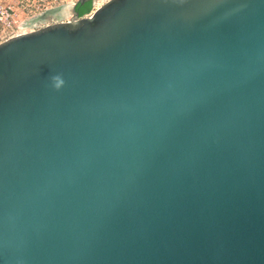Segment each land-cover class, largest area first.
Segmentation results:
<instances>
[{
    "label": "water",
    "instance_id": "obj_1",
    "mask_svg": "<svg viewBox=\"0 0 264 264\" xmlns=\"http://www.w3.org/2000/svg\"><path fill=\"white\" fill-rule=\"evenodd\" d=\"M0 264H264V0L0 43Z\"/></svg>",
    "mask_w": 264,
    "mask_h": 264
},
{
    "label": "built area",
    "instance_id": "obj_2",
    "mask_svg": "<svg viewBox=\"0 0 264 264\" xmlns=\"http://www.w3.org/2000/svg\"><path fill=\"white\" fill-rule=\"evenodd\" d=\"M78 1L79 0H30L29 3L21 2L22 9L20 15V12H18V10L12 4L3 3L2 0H0V38H2V41H6L12 37L24 34L25 31H34L51 24L55 19L45 23H35L32 26L27 25L25 27L24 25L32 18L40 15L52 7L71 5L73 10L72 13L59 20L68 22L75 21L83 17H90L98 9V5L93 3L90 12L77 17L74 12V6L78 3ZM107 1L108 0H103L101 2L102 4L99 6L101 7Z\"/></svg>",
    "mask_w": 264,
    "mask_h": 264
},
{
    "label": "bare ground",
    "instance_id": "obj_3",
    "mask_svg": "<svg viewBox=\"0 0 264 264\" xmlns=\"http://www.w3.org/2000/svg\"><path fill=\"white\" fill-rule=\"evenodd\" d=\"M98 5V4H97ZM71 7V5H60V6H57V7H52V8H49V9H47L45 12H43V13H41L40 15L41 16H43V15H46V16H44V17H46V18H44V19H40L38 22H37V20H38V18H39V16H36V17H34V18H32L30 21H28L26 24H24L25 25V27L27 26V25H33V24H35V23H45V22H47V21H50V20H52V19H55L52 23H54V22H57V21H59L60 19H62V18H64V17H66V16H68L69 15V12H70V10H69V8ZM98 8L100 7L99 5L97 6ZM96 7V8H97ZM73 11V10H72ZM40 16V17H41ZM28 31H25V33H27Z\"/></svg>",
    "mask_w": 264,
    "mask_h": 264
},
{
    "label": "rangeland",
    "instance_id": "obj_4",
    "mask_svg": "<svg viewBox=\"0 0 264 264\" xmlns=\"http://www.w3.org/2000/svg\"><path fill=\"white\" fill-rule=\"evenodd\" d=\"M103 0H92V6H93V3H96L98 5H101ZM3 3H7V4H12L17 10L18 12H20V15H21V9H22V3L21 2H24V3H29L30 0H2ZM99 2V3H98ZM2 38H0V43H2Z\"/></svg>",
    "mask_w": 264,
    "mask_h": 264
},
{
    "label": "trees",
    "instance_id": "obj_5",
    "mask_svg": "<svg viewBox=\"0 0 264 264\" xmlns=\"http://www.w3.org/2000/svg\"><path fill=\"white\" fill-rule=\"evenodd\" d=\"M92 9V0H87L84 3H78L77 7H76V11L80 14V15H84L88 12H90V10Z\"/></svg>",
    "mask_w": 264,
    "mask_h": 264
},
{
    "label": "clouds",
    "instance_id": "obj_6",
    "mask_svg": "<svg viewBox=\"0 0 264 264\" xmlns=\"http://www.w3.org/2000/svg\"><path fill=\"white\" fill-rule=\"evenodd\" d=\"M52 80H53V87L56 88L57 90L60 89L64 84V80L60 75L53 76Z\"/></svg>",
    "mask_w": 264,
    "mask_h": 264
},
{
    "label": "flooded vegetation",
    "instance_id": "obj_7",
    "mask_svg": "<svg viewBox=\"0 0 264 264\" xmlns=\"http://www.w3.org/2000/svg\"><path fill=\"white\" fill-rule=\"evenodd\" d=\"M69 10H70L69 14H71L72 13V7H70Z\"/></svg>",
    "mask_w": 264,
    "mask_h": 264
}]
</instances>
